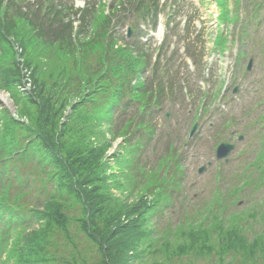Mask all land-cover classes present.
Listing matches in <instances>:
<instances>
[{
    "label": "trees",
    "instance_id": "trees-1",
    "mask_svg": "<svg viewBox=\"0 0 264 264\" xmlns=\"http://www.w3.org/2000/svg\"><path fill=\"white\" fill-rule=\"evenodd\" d=\"M243 3L240 39L245 44L257 31L259 14L257 24L264 25V0ZM218 4L227 21L225 0ZM68 8L61 0H0V88L12 91L19 105L18 119L9 113L0 117V264H139L151 252L155 208L161 200L171 202L184 172L181 158H165L157 171L161 179L153 198L144 192L149 189L146 184L130 201L138 182L136 172L142 168L141 141L131 142L130 136L144 122L152 130L154 110L165 100H184V92L176 78L165 77L160 60L152 66L151 79L141 83L140 75L151 64L146 43L133 39L131 47L114 49L118 39L112 42L109 36L121 9L135 13L133 19L139 24L152 21L155 26L160 4L117 0L109 14L100 9L99 15L92 5L81 10L77 27ZM92 22L95 35L84 42ZM93 51L97 60L91 58ZM161 53L160 48L158 58ZM24 67L31 69L33 87L28 95L13 91L23 79ZM131 77L138 82L131 84ZM189 91L190 96L196 94ZM200 95L195 102L202 100ZM22 98L25 104H20ZM134 104L137 108L130 113ZM106 135L111 141L123 138L120 151L109 154L112 143ZM27 162L41 169L43 194L46 185L51 188L24 212L10 202L7 183L12 170L17 177L19 165ZM31 181L28 174L22 186ZM16 229L19 233L13 238ZM221 229V224L190 229L169 260L217 251L221 260L233 254L243 257L242 264H264V234L248 239L239 225Z\"/></svg>",
    "mask_w": 264,
    "mask_h": 264
},
{
    "label": "rangeland",
    "instance_id": "rangeland-1",
    "mask_svg": "<svg viewBox=\"0 0 264 264\" xmlns=\"http://www.w3.org/2000/svg\"><path fill=\"white\" fill-rule=\"evenodd\" d=\"M73 1L75 7L85 5L84 0ZM113 1L101 0L106 6H110ZM203 2L204 4L201 5L198 0L194 1L199 8L197 16L199 18L195 22L197 28L193 25L191 29L195 36L199 28H202V42L198 41L200 44L197 46L198 48L204 46V62L207 71L205 70L203 76L205 81H201L200 84L204 90H208L212 85L217 93L223 86V81L226 82L228 88L224 97L220 98L218 95L214 99L208 114L199 120L200 126L194 137L190 139V144L185 147L183 144L189 140L188 135L192 125H184L182 112L170 114V118L167 119L164 114L169 111L164 110L158 117L156 128H154V138L150 145L154 152L146 151L142 158L146 176L140 180L144 183L143 186L147 184L149 188L144 192L151 193L153 198L154 192L159 187V182H157V179H161L157 175L158 168H161L159 155H162V149L169 137L173 138L171 139L172 146L183 156L185 178L181 189L173 193L171 204L155 212L151 252L148 251L146 258L139 264H242L244 261L242 256L232 254L221 260L217 251L203 256L195 254L174 256L170 258L171 261L169 257L172 256L174 250H177L176 246L184 240L182 235L192 228L202 226L214 228L221 224V232H225L227 228L239 225V229L248 239L264 234V153L258 157L259 152L264 149V123L258 124L257 120L259 115L264 116V25L257 24L262 15L259 14L256 21L258 31L253 34L255 42L248 41L245 44L246 48H242L239 42L236 43L238 36H235V33L240 32L243 12L241 16L239 15L242 17L240 20L237 19L229 25L220 27L217 21L218 10L215 0H203ZM241 7L242 11H245L243 2H241ZM165 19L163 15L160 17L158 29L152 33L155 45L162 41ZM126 30V26L119 29L125 37ZM218 33L227 37L225 48L222 51H218L214 46V40L218 41ZM172 41L176 43L177 39L173 38ZM239 48L244 50L245 58L241 60L242 73L236 77V83H234L231 73L235 67ZM90 55L91 58L97 60L98 56L95 51ZM250 57H253V67L247 72L246 66ZM89 64L95 66L90 62ZM208 69H210L209 72ZM234 87H238L236 93H233ZM15 89L22 95H25V91H32L29 86H26L25 81L21 82V85L17 82L13 91ZM11 92L0 88V117L4 113H9L18 119L17 107L19 105L16 104V99ZM26 101L22 98L20 104H25ZM221 117L234 119L232 134L226 132L225 127L220 126ZM210 123H212L211 127ZM16 131L18 134L20 130L16 129ZM238 134H243L245 140L238 141ZM106 138L110 140L108 135ZM132 138L135 139V136ZM225 138L236 145L228 163L214 159L213 145H217ZM161 139L164 141H160ZM110 143L112 144L109 154L113 155L118 150L120 151L122 138L110 140ZM168 151V148L163 149V155ZM208 161H213V164L200 174L199 167L206 165ZM14 171L12 170V175ZM18 172L19 175L8 183L12 194L10 202L23 207L24 210H29L34 207V204L39 203V199L46 196L51 187L46 185L47 191L43 194L44 175L34 163L27 162L19 165ZM28 174L32 177V181L24 187L22 185L25 183L22 181H26ZM15 191L18 194H14ZM139 191H141L140 187L139 190H134L133 197H129V200L135 201ZM18 233V229L14 230L12 237H17ZM216 240L215 238L214 242ZM82 242L86 245L84 240Z\"/></svg>",
    "mask_w": 264,
    "mask_h": 264
},
{
    "label": "water",
    "instance_id": "water-1",
    "mask_svg": "<svg viewBox=\"0 0 264 264\" xmlns=\"http://www.w3.org/2000/svg\"><path fill=\"white\" fill-rule=\"evenodd\" d=\"M233 149H234V145L229 144L226 141H224L217 147V157L218 158L227 157L230 154L231 150H233ZM226 161H227V159H226ZM208 164H211V162H209ZM205 169H206V167L203 166L199 169V172L202 173Z\"/></svg>",
    "mask_w": 264,
    "mask_h": 264
}]
</instances>
